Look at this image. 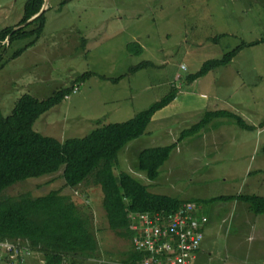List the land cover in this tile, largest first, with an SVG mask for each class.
<instances>
[{"label": "rangeland", "instance_id": "rangeland-1", "mask_svg": "<svg viewBox=\"0 0 264 264\" xmlns=\"http://www.w3.org/2000/svg\"><path fill=\"white\" fill-rule=\"evenodd\" d=\"M26 1L0 0V30L18 27ZM44 7L42 36L19 57L8 61L28 41L13 44L1 57L4 117L25 94L42 100L71 88L69 98L33 124L35 132L63 142L126 122L175 88V103L155 113L145 133L119 152L114 175L125 172L149 192L180 200L264 197V127L258 128L264 121L263 44L243 47L229 64L185 83L205 62L221 59L243 43L264 40V0H47ZM145 62L151 65L130 73ZM85 72L93 76L74 85ZM116 78L120 80L111 81ZM206 111L231 112L256 129L242 130L224 117L212 123H220L217 129L177 143ZM173 143L177 145L159 178L149 181L137 168L138 153ZM51 191L88 218L97 243L93 258H68L66 264L124 262L131 243L109 229L101 189L91 178L71 188L58 172L16 183L1 195L38 198ZM243 208L234 202L198 206L209 216L200 248L209 264H264V233L261 242L250 238L249 222L237 220L247 211ZM239 223L240 228L233 227ZM3 245L0 264H44L40 253L20 248L15 254L12 243Z\"/></svg>", "mask_w": 264, "mask_h": 264}, {"label": "trees", "instance_id": "trees-1", "mask_svg": "<svg viewBox=\"0 0 264 264\" xmlns=\"http://www.w3.org/2000/svg\"><path fill=\"white\" fill-rule=\"evenodd\" d=\"M66 3L63 1L61 7ZM44 5V0H27L18 27L36 16ZM45 12L32 22L18 28L6 27L0 30V60L6 50L15 43L28 41L17 48L8 61L19 57L33 46L42 36L45 28ZM263 44L264 40L252 44H242L225 54L221 59L205 62L200 70L185 78L192 83L215 69L229 64L243 48ZM84 45V44H83ZM141 63L132 67L131 74L150 66ZM4 63L0 61V69ZM93 76L91 72L79 75L74 85L84 83ZM104 78L103 76H101ZM121 78V77H120ZM120 78L111 79L118 82ZM72 93L71 88L54 92L50 97L39 100L25 94L15 104L11 114L4 117L0 112V242L12 243L18 250L28 249L40 253L44 264H66L68 258L91 259L97 249L96 240L90 230L88 218L66 197L51 191L45 196L33 198L29 194L3 197L1 193L16 183L37 179L61 172L67 187L81 185L91 178L101 189L102 208L109 229L118 237L130 241L132 250L126 253V264H140L148 254L138 252L132 245L135 233L129 227L130 216L140 214H170L184 203L198 206H212L217 202H234L245 205L253 215H264V197L252 195L219 196L212 199L180 200L165 195L153 194L147 187L131 175L120 172L118 177L113 169L118 163V154L125 145L140 138L158 111L175 103L178 90L170 92L148 109L136 113L123 123L98 127L82 138L66 139L63 142L43 136L33 130L34 122L44 113L59 105ZM227 117L238 128L253 131L255 126L245 122L240 116L228 111H206L203 117L189 129H185L177 143L188 138L199 137L207 128H218L216 119ZM216 121L214 124H212ZM264 127V121L258 128ZM176 143L143 149L138 153L137 168L145 173L149 181H155L161 168L171 156ZM209 221L207 210L201 212ZM21 261V260H20ZM12 264V263H11Z\"/></svg>", "mask_w": 264, "mask_h": 264}, {"label": "built area", "instance_id": "built-area-1", "mask_svg": "<svg viewBox=\"0 0 264 264\" xmlns=\"http://www.w3.org/2000/svg\"><path fill=\"white\" fill-rule=\"evenodd\" d=\"M197 208L188 202L170 214L131 215L129 229L135 233L132 245L148 254L140 264H196L208 224V218ZM3 244L0 242V249H4ZM10 246L15 254L19 252Z\"/></svg>", "mask_w": 264, "mask_h": 264}, {"label": "crops", "instance_id": "crops-1", "mask_svg": "<svg viewBox=\"0 0 264 264\" xmlns=\"http://www.w3.org/2000/svg\"><path fill=\"white\" fill-rule=\"evenodd\" d=\"M243 209L247 210V208H243ZM247 211L243 212L241 216L238 215L237 220L238 221L239 220L248 221L249 225L246 224V230L249 229L250 238L255 239L257 242H261L263 240V237L260 234L264 233V215L255 216L250 211L249 212ZM209 224L210 222L208 221L207 226ZM206 227H205V232H204V240H205ZM233 227L240 228V223L238 225L233 224ZM197 260L199 264H209V261L206 258V256L203 254L202 250H199L198 255H197ZM121 264H126V263L122 262Z\"/></svg>", "mask_w": 264, "mask_h": 264}, {"label": "water", "instance_id": "water-1", "mask_svg": "<svg viewBox=\"0 0 264 264\" xmlns=\"http://www.w3.org/2000/svg\"><path fill=\"white\" fill-rule=\"evenodd\" d=\"M47 3V0H44V5H43V7L41 8V10H40V12L36 15V16H34L33 18H31L30 20H28L25 24H23L22 26H19V27H17V28H14V31L16 30V29H18V28H21V27H23V26H25V25H27L29 22H31V21H33L36 17H38L39 15H41L44 11H45V4Z\"/></svg>", "mask_w": 264, "mask_h": 264}, {"label": "bare ground", "instance_id": "bare-ground-1", "mask_svg": "<svg viewBox=\"0 0 264 264\" xmlns=\"http://www.w3.org/2000/svg\"><path fill=\"white\" fill-rule=\"evenodd\" d=\"M69 98V97H68Z\"/></svg>", "mask_w": 264, "mask_h": 264}]
</instances>
